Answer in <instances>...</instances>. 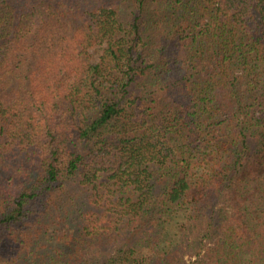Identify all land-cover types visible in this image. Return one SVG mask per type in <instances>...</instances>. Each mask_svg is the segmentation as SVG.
Instances as JSON below:
<instances>
[{
  "label": "trees",
  "instance_id": "trees-1",
  "mask_svg": "<svg viewBox=\"0 0 264 264\" xmlns=\"http://www.w3.org/2000/svg\"><path fill=\"white\" fill-rule=\"evenodd\" d=\"M0 264H264V0H0Z\"/></svg>",
  "mask_w": 264,
  "mask_h": 264
}]
</instances>
